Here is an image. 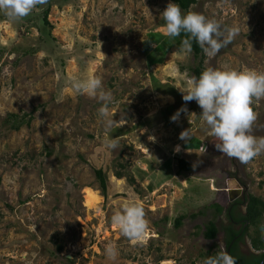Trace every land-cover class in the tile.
Here are the masks:
<instances>
[{"label": "rangeland", "instance_id": "374dc122", "mask_svg": "<svg viewBox=\"0 0 264 264\" xmlns=\"http://www.w3.org/2000/svg\"><path fill=\"white\" fill-rule=\"evenodd\" d=\"M169 2L48 0L19 20L0 11V264H67L68 256L74 264H205L209 251L225 249L202 235L214 219L206 207L236 194L241 200L239 182L264 200V154L248 164L214 157L218 141L200 119L202 109L195 100L178 102L198 60L164 34L161 13ZM197 2L190 11L239 29L227 47L205 54L204 68L264 72V0ZM48 6L50 27L42 20ZM96 76L107 100L73 87ZM179 106L187 111L176 121L150 119ZM102 108L111 126L99 115ZM253 109L252 134L264 137V98ZM23 117L30 124L14 130ZM189 128L191 139L181 140ZM181 156L192 160L191 173L177 174ZM101 169L107 199L95 174ZM86 189L101 197L97 208L86 207ZM133 201L143 204L150 224L136 243L111 222ZM261 231L264 237V221ZM245 244L243 251L252 252L248 236Z\"/></svg>", "mask_w": 264, "mask_h": 264}, {"label": "clouds", "instance_id": "9594fccd", "mask_svg": "<svg viewBox=\"0 0 264 264\" xmlns=\"http://www.w3.org/2000/svg\"><path fill=\"white\" fill-rule=\"evenodd\" d=\"M47 2L48 0H0V11L10 20H19ZM161 14L165 21V35L175 37L182 31L189 34V38L182 42L188 51H191V40H195L206 55H215L221 48L231 44L239 32L237 27L225 28L215 18H208L202 13L189 11L185 14L179 4L171 0ZM73 87L90 96L99 94L103 100H107L110 95L103 90L102 79L98 76L76 80ZM181 92L185 102L195 100L202 109L199 117L218 141L215 146L223 155L234 158L241 164H248L255 157L264 154V137L257 138L252 134L257 119L253 103L264 98V72L248 68L236 70L209 67L199 78L193 77L188 82L187 90ZM181 111L187 110H178L171 119L176 121ZM99 115L105 119L106 126L113 124L114 121L108 119L105 108L100 110ZM190 131V128L183 130L179 138L187 142L191 139ZM118 146L119 142L115 138L108 142V147L113 150ZM179 150L177 146L176 151ZM111 222L133 243L142 241L150 228L145 208L138 201L125 204L113 214ZM220 247L222 250L207 258L205 264H237L236 259L222 244ZM106 251L112 257L117 253L116 246L112 243L106 246Z\"/></svg>", "mask_w": 264, "mask_h": 264}, {"label": "trees", "instance_id": "16d2710c", "mask_svg": "<svg viewBox=\"0 0 264 264\" xmlns=\"http://www.w3.org/2000/svg\"><path fill=\"white\" fill-rule=\"evenodd\" d=\"M172 2L179 4L181 7L182 12L185 14L190 11L191 6L196 5L198 2L197 0H172ZM51 7L44 11L43 14V22L46 26L50 27V23L48 21L50 15ZM176 38V46L178 48H183L182 42L189 38V34L185 32H181L179 36H175ZM191 52L194 55L195 60H198V64L191 68V72L194 77L199 78L200 74L205 70L204 62L206 60L205 52L201 48V46L195 41L191 40ZM164 87V86H163ZM160 93L165 94L158 90ZM170 95L175 94V92H170ZM178 96V95H177ZM178 102L182 101V97H177ZM180 109L182 108L179 106ZM174 107H168L164 110H161L157 116L151 117V121H161V119H170L173 117L174 114ZM173 111V112H172ZM180 115V114H179ZM11 119L18 118L15 115L9 116ZM31 120H26L25 117L21 118V120H16V124L13 125L14 130H19L22 125H29ZM221 152H217L214 157L220 155ZM193 169V162L188 157H179L177 158V174H189ZM139 172V171H138ZM97 180L99 181L100 190L102 196L107 199V176L103 172V170H98L95 172ZM118 179H122L124 175L121 172H117L115 175ZM131 183H134V179L131 177ZM224 202H213L212 204L206 207V210L211 209L213 210V217L214 219L209 220L208 223L204 226L202 235L205 240L207 241H215L219 235V226L216 222V219L219 218L224 212ZM201 215H205L203 212H200ZM193 218L197 217L195 215L192 216ZM239 218V217H238ZM235 218L236 221L244 220L242 223V227L240 230H233V227H229V235L226 239V250H230V255H232L235 259L237 264H264V237L263 232L261 231V226L264 221V200L259 197H255L249 195L248 203H247V210L244 216L241 218ZM185 220V216L182 215L178 219L175 220V227L180 228L183 225V221ZM200 230V227H198ZM250 230H252L253 235L250 236ZM241 234V235H240ZM250 238V245L253 252H249L248 254H241L239 243H245V237ZM59 250L61 248H58ZM218 252H208V258L213 257ZM67 264H74V260L66 258Z\"/></svg>", "mask_w": 264, "mask_h": 264}, {"label": "flooded vegetation", "instance_id": "af4514ba", "mask_svg": "<svg viewBox=\"0 0 264 264\" xmlns=\"http://www.w3.org/2000/svg\"><path fill=\"white\" fill-rule=\"evenodd\" d=\"M239 184L244 188L242 199L241 200L236 199L231 202H227V206L225 209V214L227 217H224V218L222 217L223 219L220 218L221 226L219 225V235L216 240L222 241L225 245V249H226V239H227V236L229 235V227H231L230 226L231 223H232L233 230L235 229L240 230L244 220L242 219L240 221H235V218H238V217L241 218L242 216H244L243 208L244 210H247V203H248V197H249L248 190H247L248 188L243 183L239 182ZM228 200H230V198ZM228 217L231 220L230 222H229ZM245 245H246L245 243H241V242L239 243V248H240L242 255L249 253V252L245 253V251H243L242 248ZM227 252L230 253V250H227Z\"/></svg>", "mask_w": 264, "mask_h": 264}, {"label": "bare ground", "instance_id": "6f19581e", "mask_svg": "<svg viewBox=\"0 0 264 264\" xmlns=\"http://www.w3.org/2000/svg\"><path fill=\"white\" fill-rule=\"evenodd\" d=\"M85 205L88 209H95L101 203L99 194L91 189L85 190Z\"/></svg>", "mask_w": 264, "mask_h": 264}, {"label": "crops", "instance_id": "0c3cea01", "mask_svg": "<svg viewBox=\"0 0 264 264\" xmlns=\"http://www.w3.org/2000/svg\"><path fill=\"white\" fill-rule=\"evenodd\" d=\"M233 181H234V180H233ZM235 185H236V184H235ZM240 186H241V185H240ZM213 188H214V187H213ZM213 188H212V189H213ZM239 188H241V187H239V184L235 186V189H236V190H238ZM213 191H214V190H213ZM215 191H217V192L219 193L221 190H219V189L216 190V189H215ZM225 192H226V191H225ZM226 198H227V199H226V203H225L226 205H224V212H223V214H222L221 216H219V218L216 219V220L219 219V220H218L219 222L216 221L217 224H218V226H219V225L221 226V220H220V218H222V217H223V218H224V217H227L226 214H225V209H226V206H227V202H228V201L231 202V201H233V200L239 199V194H236V197L234 196L233 198H231V197H229V196H227ZM229 198H230V200H228ZM245 211H246V210H243V212H244L243 214L246 213ZM213 218H214V217H213ZM223 218H222V219H223ZM228 219H229V222H230L231 220H230L229 217H228ZM235 221H236V220H235ZM230 226H232V223H231ZM252 252H253V250H252Z\"/></svg>", "mask_w": 264, "mask_h": 264}, {"label": "water", "instance_id": "95a60500", "mask_svg": "<svg viewBox=\"0 0 264 264\" xmlns=\"http://www.w3.org/2000/svg\"><path fill=\"white\" fill-rule=\"evenodd\" d=\"M67 258H68V259H72V257H71V256H68ZM261 264H262V263H261Z\"/></svg>", "mask_w": 264, "mask_h": 264}]
</instances>
